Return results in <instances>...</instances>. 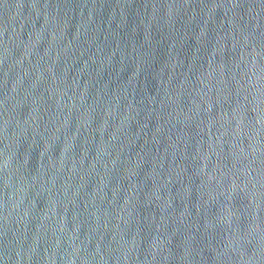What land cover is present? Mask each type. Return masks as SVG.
Instances as JSON below:
<instances>
[{"label":"water","instance_id":"water-1","mask_svg":"<svg viewBox=\"0 0 264 264\" xmlns=\"http://www.w3.org/2000/svg\"><path fill=\"white\" fill-rule=\"evenodd\" d=\"M0 264H264V0H0Z\"/></svg>","mask_w":264,"mask_h":264}]
</instances>
